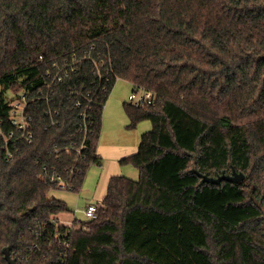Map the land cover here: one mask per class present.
<instances>
[{
    "label": "trees",
    "instance_id": "obj_1",
    "mask_svg": "<svg viewBox=\"0 0 264 264\" xmlns=\"http://www.w3.org/2000/svg\"><path fill=\"white\" fill-rule=\"evenodd\" d=\"M117 77L156 94L125 102L129 127L152 123L121 160L140 177L111 176L97 218L59 224L69 206L50 195L53 178L79 192L102 164ZM22 90L36 96L34 139L13 158L0 140V264L6 252L18 264H264V0H0L7 131L9 92ZM85 110L86 147L56 152L82 143Z\"/></svg>",
    "mask_w": 264,
    "mask_h": 264
},
{
    "label": "rangeland",
    "instance_id": "obj_2",
    "mask_svg": "<svg viewBox=\"0 0 264 264\" xmlns=\"http://www.w3.org/2000/svg\"><path fill=\"white\" fill-rule=\"evenodd\" d=\"M133 93V85L125 79H118L114 84L103 112V125L98 141L97 151L102 157V164L91 165L87 171L84 185L79 192L70 189L55 188L50 195L61 198L68 203L69 211L58 217L63 221L87 219L84 213L90 202L102 203L107 193L108 183L113 175H125L132 179L140 177V170L132 163L122 162V158L135 153L141 136L152 128L150 120H142L136 127H129L130 118L125 109V102Z\"/></svg>",
    "mask_w": 264,
    "mask_h": 264
},
{
    "label": "built area",
    "instance_id": "obj_3",
    "mask_svg": "<svg viewBox=\"0 0 264 264\" xmlns=\"http://www.w3.org/2000/svg\"><path fill=\"white\" fill-rule=\"evenodd\" d=\"M57 78L59 80L62 79L61 76ZM118 79L121 78L117 77V80ZM9 95L14 99L11 102V116H10L11 127L8 131L5 130L3 126V122L0 120V140L3 141V146L6 151V155L9 158H13L12 147L14 148L17 146L16 144L19 139H25L28 142H32L34 139L32 124H31V116L27 113V106L30 103V101L33 100L36 96L34 95L30 96L29 92L25 90H22L17 94L9 92ZM50 95H51V88L48 87L47 90L41 89L38 97L49 100ZM129 99H130L129 102L141 106V105L154 103L156 101V94L151 90L136 86L135 88H133V93L130 94ZM47 113L50 114L51 116V124H55L56 120L52 115V109H49ZM80 117L81 119L79 122V127L80 130L84 133V138L82 143L80 145H75L74 143H72L63 148L57 147L55 149L56 152H59L60 150H65L67 153L74 152L78 157L81 154L82 149L86 147L85 139L90 130L91 117L86 110L80 114ZM73 171L74 168L70 170L71 173H73ZM53 180L59 182L60 188L67 189L66 187H70L68 180L62 178L60 175L53 178ZM100 206L101 204L99 203H89L86 209L84 210V213L87 218L86 220L97 218ZM76 218L77 217H74V219L71 222L66 224L72 225ZM56 235L57 238L61 237L60 233H57ZM66 256H67L66 249H64L60 256L62 262L65 261Z\"/></svg>",
    "mask_w": 264,
    "mask_h": 264
},
{
    "label": "water",
    "instance_id": "obj_4",
    "mask_svg": "<svg viewBox=\"0 0 264 264\" xmlns=\"http://www.w3.org/2000/svg\"><path fill=\"white\" fill-rule=\"evenodd\" d=\"M243 178V174L234 172L233 174H223L217 178H210L211 181L220 182L223 179L227 180H241ZM6 259L9 264H18L16 258L12 257L10 252H6Z\"/></svg>",
    "mask_w": 264,
    "mask_h": 264
},
{
    "label": "crops",
    "instance_id": "obj_5",
    "mask_svg": "<svg viewBox=\"0 0 264 264\" xmlns=\"http://www.w3.org/2000/svg\"><path fill=\"white\" fill-rule=\"evenodd\" d=\"M131 84H132V83H131ZM98 154H100V153L98 152ZM90 203H93V202H90ZM59 215H60V214H59ZM58 217H59V216H58ZM73 219H74V218H73ZM73 219H72V220H73ZM72 220H71V221H72ZM69 221H70V220H67V221L65 220V221H63V222H65V223H69Z\"/></svg>",
    "mask_w": 264,
    "mask_h": 264
}]
</instances>
